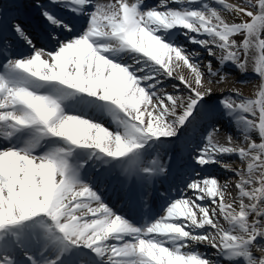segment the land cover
<instances>
[{
	"label": "snow or ice",
	"instance_id": "snow-or-ice-1",
	"mask_svg": "<svg viewBox=\"0 0 264 264\" xmlns=\"http://www.w3.org/2000/svg\"><path fill=\"white\" fill-rule=\"evenodd\" d=\"M27 7L35 16L0 3V264H264V83L258 98L211 86L228 65L245 75L251 64L264 82V0ZM225 115L243 118L247 147L218 139ZM176 137L182 167L166 152L145 163L146 146ZM233 155L247 168L226 200L212 166ZM177 172L183 187L163 195L155 222L133 224L107 202L110 183L147 202Z\"/></svg>",
	"mask_w": 264,
	"mask_h": 264
},
{
	"label": "bare ground",
	"instance_id": "bare-ground-1",
	"mask_svg": "<svg viewBox=\"0 0 264 264\" xmlns=\"http://www.w3.org/2000/svg\"><path fill=\"white\" fill-rule=\"evenodd\" d=\"M26 2L29 3V2H31V0H26ZM159 2L160 1H157L156 4H158ZM207 2L214 3V0H207ZM225 2L226 3H229V4L231 3L232 5H235V6H242V4H243V0H231V2H228V0H225ZM253 2H254V0H253ZM156 4H154V5H156ZM175 30L176 29H173V30H170V31H175ZM184 38H187V37H184ZM177 39H182V36H180V37L177 36ZM238 39H242V38H238ZM187 46L189 47L191 45H187ZM20 48H22V45H20ZM202 51H203L202 52V54H203L202 56L203 57H206L207 54L204 52L203 49H202ZM258 55L259 54L257 52L256 55L252 58L253 63H254L255 59L258 57ZM204 63L206 64V62H204ZM213 63L214 64H217L215 61H213ZM228 67L229 68L230 67H234L235 68V66H233V65H228ZM251 69H252V66L250 64L249 75L250 76L255 75L256 73L254 72V70H251ZM205 71H206V69H205ZM178 72L181 73V74H183L188 80H191L192 79V73L190 72L189 69H187L186 66H181L178 69ZM257 80L258 81L253 82L252 84L249 85V89H250L251 92H253V93H255V94L258 95V93L260 91V87H261L262 83H264V82H262L260 79H257ZM203 83L205 84V86H208L209 85V80H208V77L207 76H205ZM221 85H224L225 87L230 88V87H232L234 85H237V81L231 80V81L228 82V81H226V80L223 79V82L222 83L212 84L211 86L213 88L214 93H215V91H218L219 90V88H220ZM234 116H236V115H233L232 117H234ZM236 117H238V118L236 120L232 121L231 124H229V123L226 122L228 120L226 117L221 118V119H218L217 122L219 124H222L223 125L222 131H221V135L218 137V139L222 143L223 142H226V136L230 132L235 137L234 144H235L236 147H241V146L247 147L243 143L242 137L239 135L240 134V131L243 130V128L246 126V124L244 123L243 118H241L239 115H237ZM110 119H111V117H108V120H110ZM184 134H185V132L183 130L182 136ZM178 139L176 141H174V142H171L170 146H171V148H173L175 150L174 152H177L179 154L180 149H179V145H178ZM257 142H259V141H257ZM149 146H147L144 149V151L148 152L149 149H150ZM160 150L165 152V147L160 148ZM222 160H223V163L221 165L212 166L213 167V175L216 178H218V180L221 183H223V179H226V181L227 180L229 181V179H231L233 177L238 180V177L232 175L233 172H225L224 168H230V169H232L231 167H235V170L244 169L246 171L247 162H243L242 163L240 161V159H239L238 156H235V155H233V156H227V157H223ZM235 163H238V164H235ZM105 167H107V165H105ZM205 167H208V166H205ZM225 183H228L229 184V188H228V193H227V196H226V200L237 198L238 195H239V193H238V190L234 186L235 185L234 184V181H231L230 180V182H225ZM237 183H238V181H237ZM230 193H232V195H230ZM204 247L202 245H198V248H204Z\"/></svg>",
	"mask_w": 264,
	"mask_h": 264
},
{
	"label": "rangeland",
	"instance_id": "rangeland-1",
	"mask_svg": "<svg viewBox=\"0 0 264 264\" xmlns=\"http://www.w3.org/2000/svg\"><path fill=\"white\" fill-rule=\"evenodd\" d=\"M233 72H235L237 75V77H239L240 75L238 74V72H236V71H233ZM224 88H225V86L224 85H221L220 86V88H219V90L218 91H215V93L216 92H220V91H222V90H224ZM234 93V92H233ZM241 95H247V89H243V90H241ZM251 95H253V96H255V94H251ZM251 95H249V96H251Z\"/></svg>",
	"mask_w": 264,
	"mask_h": 264
},
{
	"label": "clouds",
	"instance_id": "clouds-1",
	"mask_svg": "<svg viewBox=\"0 0 264 264\" xmlns=\"http://www.w3.org/2000/svg\"><path fill=\"white\" fill-rule=\"evenodd\" d=\"M260 251H261V254L264 255V249H261Z\"/></svg>",
	"mask_w": 264,
	"mask_h": 264
}]
</instances>
